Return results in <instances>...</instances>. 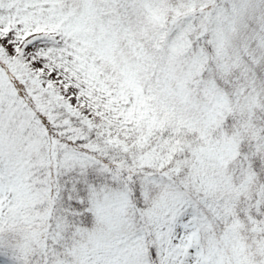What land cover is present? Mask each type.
<instances>
[{"label":"snow or ice","instance_id":"1","mask_svg":"<svg viewBox=\"0 0 264 264\" xmlns=\"http://www.w3.org/2000/svg\"><path fill=\"white\" fill-rule=\"evenodd\" d=\"M0 264H264V0H0Z\"/></svg>","mask_w":264,"mask_h":264}]
</instances>
